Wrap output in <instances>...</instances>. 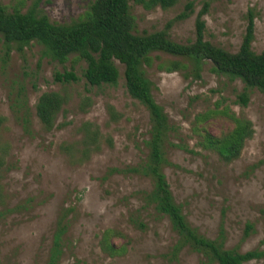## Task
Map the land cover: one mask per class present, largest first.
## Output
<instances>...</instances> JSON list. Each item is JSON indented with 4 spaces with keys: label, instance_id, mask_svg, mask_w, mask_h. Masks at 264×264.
I'll use <instances>...</instances> for the list:
<instances>
[{
    "label": "rangeland",
    "instance_id": "1",
    "mask_svg": "<svg viewBox=\"0 0 264 264\" xmlns=\"http://www.w3.org/2000/svg\"><path fill=\"white\" fill-rule=\"evenodd\" d=\"M32 1L0 4L9 13H24ZM93 1L40 0L38 11L51 23L70 24L82 19ZM188 3V17L175 21ZM204 5L205 41L238 52L251 14V50L264 52V0H179L170 9L150 11L129 4L138 34L163 31L172 23L168 36L182 45L194 42ZM149 57L142 69L170 126L161 171L175 204L204 238L216 239L223 230L225 249L264 251V96L253 90L242 107L236 104L241 82L214 73L210 62L196 79L193 66L181 58L161 52ZM174 62L181 67L173 70ZM114 63L117 84L90 87L83 78L86 63L75 56L60 64L32 44L22 52L13 47L5 58L0 42V264H47L60 220L66 232L59 264H203L202 255L189 247L174 255L177 234L145 198L151 179L130 172L147 159L151 123L148 111L126 91L123 65ZM71 70L77 82H54L55 73ZM46 92L67 98L50 132L35 115ZM86 98L89 105L81 110ZM229 115L249 120L253 136L238 159L225 163L202 142L204 134H227ZM85 123L99 129L101 145L79 163L64 147L80 141ZM246 264H264V258Z\"/></svg>",
    "mask_w": 264,
    "mask_h": 264
},
{
    "label": "trees",
    "instance_id": "2",
    "mask_svg": "<svg viewBox=\"0 0 264 264\" xmlns=\"http://www.w3.org/2000/svg\"><path fill=\"white\" fill-rule=\"evenodd\" d=\"M178 2L179 0H94L82 19L70 24L51 23L38 11L40 0H33L30 8L24 13L18 10L9 13L0 4V42L5 58L13 47L22 52L32 44L41 46L44 56L60 64L75 56L76 60L86 63L83 78L90 87L115 86L119 71L114 62L123 65L126 91L148 111L151 123L147 159L141 167L132 168L130 172L151 179L153 187L145 194V198L157 214L168 219L172 230L177 234L178 242L174 255L182 248L189 247L202 255L203 264H246L260 260L264 258V251L238 253L225 249L223 230L216 239L209 240L192 228L182 214L180 206L175 204L161 171L165 164L163 148L169 136L170 126L164 111L152 97L151 82L145 77L142 69L149 63L151 53L161 52L188 62L193 66L196 79L200 78L202 65L210 62L214 73L227 77L230 81L241 82L243 89L237 96L236 104L242 107L247 106L253 90L264 96V52L255 54L251 50L254 31L251 14H248L246 32L236 53L226 52L204 40L205 23L202 17L206 13L207 5L198 13L195 40L192 43L182 45L171 41L167 31L172 23H168L163 31L137 33L135 20L130 14V3L150 11L155 8L167 10ZM191 10L192 4L188 3L175 21L186 19ZM172 64L173 70L181 67L177 62ZM77 81L78 78L72 70L54 74L55 83L70 84ZM66 102L67 98L58 92H46L38 98L35 115L45 132L54 128L56 118ZM88 105L89 99L86 98L81 104V110ZM109 114L111 119H117L111 107ZM229 118L232 128L227 134L221 137L204 134L202 142L204 149L215 152L225 163L238 159L245 143L253 136L249 120L234 115H229ZM23 122L27 124L26 119ZM80 130V141L64 147V152L69 158L79 163L86 160L91 153L100 151L101 145V135L96 126L85 123ZM106 142L111 145L110 139H106ZM138 227L144 229L142 223L138 224ZM250 229L251 226H247L246 231ZM65 232L66 228L60 220L53 235L47 264H59ZM109 247L106 245L108 250Z\"/></svg>",
    "mask_w": 264,
    "mask_h": 264
}]
</instances>
